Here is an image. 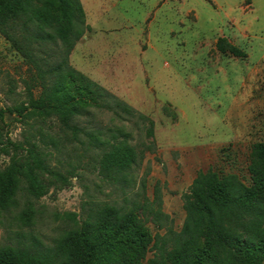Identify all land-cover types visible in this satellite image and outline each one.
Here are the masks:
<instances>
[{
	"label": "rangeland",
	"instance_id": "rangeland-1",
	"mask_svg": "<svg viewBox=\"0 0 264 264\" xmlns=\"http://www.w3.org/2000/svg\"><path fill=\"white\" fill-rule=\"evenodd\" d=\"M80 2L84 33L69 62L134 111L120 120L90 109L80 126L108 136L107 130H122L137 162L127 184L109 183L98 174V150L74 143L59 153L38 139L39 126L59 136L54 119L30 120L32 129L6 113L0 122V166L12 154L8 139L23 142L33 134L68 184L40 174L46 194L33 202L28 220L13 222L16 211L2 219L0 244L9 232H31L51 244L75 229L89 210L109 204L123 211L135 208L150 236L157 237L142 261L152 264L160 260L162 238L180 231L184 198L190 197L195 178L211 170L249 181L253 145L264 142V0ZM218 40L226 52L217 49ZM229 46L245 56H233ZM27 78L23 58L0 35L1 109L27 102Z\"/></svg>",
	"mask_w": 264,
	"mask_h": 264
},
{
	"label": "trees",
	"instance_id": "trees-1",
	"mask_svg": "<svg viewBox=\"0 0 264 264\" xmlns=\"http://www.w3.org/2000/svg\"><path fill=\"white\" fill-rule=\"evenodd\" d=\"M84 27L80 0H0V35L20 54L28 72L24 80L27 102L0 108V122L6 113L15 114L29 128L33 127L30 120L44 124L54 119L59 136L52 137L39 126L35 133L41 142L59 153L68 147L72 150L74 143L98 150L101 178L127 184L137 153L124 132L107 130L108 136L79 123L90 109L109 112L120 120L134 113L71 66L69 55ZM216 46L226 52L222 40ZM228 51L235 57L245 56L236 47L229 46ZM34 138L32 134L23 142H6L12 154L0 166V225L15 211L10 216L13 222L31 217L33 202L47 191L40 174L68 184L50 166L51 153ZM253 157L247 184L234 174L211 170L193 180L190 197L184 198L182 227L162 238L157 248L160 260L152 264H264V142L253 145ZM159 208L153 211L155 217L160 216ZM75 226L51 244L31 232L7 233L0 244V264H142L148 249L158 243L135 208L123 211L104 204L89 210Z\"/></svg>",
	"mask_w": 264,
	"mask_h": 264
}]
</instances>
